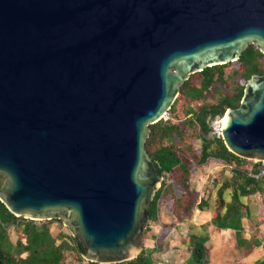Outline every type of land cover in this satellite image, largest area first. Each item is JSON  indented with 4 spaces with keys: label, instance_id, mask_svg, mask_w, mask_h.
<instances>
[{
    "label": "water",
    "instance_id": "obj_1",
    "mask_svg": "<svg viewBox=\"0 0 264 264\" xmlns=\"http://www.w3.org/2000/svg\"><path fill=\"white\" fill-rule=\"evenodd\" d=\"M250 45L264 53V0H0V201L62 220L88 261L136 258L164 180L150 126ZM225 115L226 148L264 161V74Z\"/></svg>",
    "mask_w": 264,
    "mask_h": 264
},
{
    "label": "trees",
    "instance_id": "obj_2",
    "mask_svg": "<svg viewBox=\"0 0 264 264\" xmlns=\"http://www.w3.org/2000/svg\"><path fill=\"white\" fill-rule=\"evenodd\" d=\"M263 59L264 53L255 45H250L237 61L240 66L234 72L228 74L226 69L229 64H226L195 73L181 89V94L190 103L184 119L172 122L179 112V103L176 101L169 111V119L150 126L146 151L155 162L159 174L164 177L152 203L151 221L157 218V205L163 197L169 199L171 205L169 204L168 209L178 222L190 220L197 207L203 211L208 202L196 200L197 192L192 189V178L204 165L224 163L227 167L232 166L233 176L218 191L219 209L213 222L219 228L235 230L240 246L246 243L247 240L242 237L245 229L242 223V198L263 194L264 176L258 179L250 176L251 173H259V164L230 152L222 138H218L216 134L207 139L213 132V120L216 117L223 118L228 109L239 107L245 86H233L229 100L218 106H203L198 110L192 103L207 99L209 93L222 86L229 87L231 82L236 84L241 78L248 81L253 75H263ZM199 139L203 140V144L197 148ZM3 180L0 176V187ZM228 192L231 196L229 199L225 197ZM55 221L61 220L43 221L39 225L38 221L17 217L0 201V264H64L65 253L68 251H77L82 260L84 251L77 239L63 230L53 234L49 223ZM173 227L174 225H169L167 228L171 230ZM13 231L18 234L16 242L11 239ZM148 231L146 230V235L150 233ZM208 241V234H192L187 241L190 258L183 264H213ZM160 246L159 242L152 250L144 248L136 258L120 264H156V252L163 251ZM257 264H264V259Z\"/></svg>",
    "mask_w": 264,
    "mask_h": 264
},
{
    "label": "rangeland",
    "instance_id": "obj_3",
    "mask_svg": "<svg viewBox=\"0 0 264 264\" xmlns=\"http://www.w3.org/2000/svg\"><path fill=\"white\" fill-rule=\"evenodd\" d=\"M262 62L264 68V59L262 60ZM239 66L240 63L237 61L233 63H229V67L226 69V72L230 74L234 72L236 69H238ZM196 80L197 78L194 79V82H196ZM247 82L248 81H246L243 78L239 79L236 84L231 82L229 84V87L222 86L219 90L209 93L207 99L193 102L192 106H194L198 110L203 106H210V105L218 106L221 103L227 102L229 100V98L232 95L233 86L246 87ZM176 101H178L179 103L178 104L179 112H177L178 116H176L178 119L177 118L172 119L173 123H177L182 119H184L185 112L190 106L189 105L190 103H188V101L181 93L176 99ZM221 121L222 118L220 117H216L213 120L212 122L213 132L207 136V139H209L213 134H216L218 132L221 126ZM202 144H203V140L199 139L196 143L197 148H200ZM232 176H233L232 168L227 167L224 163H219V162L217 163L213 162L210 165H206V166L204 165L193 176L191 182H192V189L195 192H197L196 200L199 201L203 199L204 201L208 202V206L203 211L199 210V207L195 208L194 210V214L191 218L192 221H190L189 224H192V226L194 227L192 230L195 233L200 235L208 234L210 239L211 235L213 234L216 235L217 232H222L221 230L225 229V228H219L216 224H214L213 221L216 216V212L219 209L218 191L220 190L222 184L227 179H230ZM225 197L229 199L231 197L230 193L229 192L226 193ZM168 201L169 199L165 197L159 200L157 205V210H158L157 218L153 221L150 220L149 226L147 228V230H149L148 232L150 233L147 234L145 238L149 237L153 233V229L156 226L160 227L158 230L159 232L162 231L163 234L161 235L162 245L159 248L163 249V251H166V249H170L172 247L173 251L169 253V255L165 258L162 253L160 254L156 252V255L154 257L155 263L183 264L184 262L187 261L188 258L184 259V261L183 260L178 261L179 259L178 254L180 253L179 250L181 248L180 245L178 244L179 241L177 239L180 230L182 231L181 229L182 225L178 224L176 217H174L172 215V212L168 209V206L171 205ZM242 202L244 203V206H242L241 209L243 215L242 223L245 228L242 233L243 235L244 234L247 235V239H246L247 243L245 246L240 248V245H238L237 242L231 239L232 238L231 236L225 237V241L227 245L225 249L226 250L228 249V251H230L229 253H232V255L226 260L224 258L219 259L222 263H225L232 258L230 261L233 262L234 264H257L259 261L264 259V225H262L264 223V193L243 197ZM40 222L43 221H38L39 225H41ZM49 225L51 231L54 234L58 233L60 230L70 233L69 229L64 226L62 220L49 223ZM169 225H174V228H178V229H176V231L173 230L172 233H167V231L170 230L169 228H167ZM12 235L14 236V238L18 237L16 231H13ZM156 235L158 237V233H156ZM164 235L167 237V238L165 237L166 239L163 238ZM161 240L159 238V241ZM165 240H167L168 243ZM165 244L167 245L165 246ZM207 245L210 248L213 247L214 249V245L213 243H211V241H208ZM215 245H217L216 246L217 250L223 248V244L219 243V245L218 244ZM241 249L245 250L246 253L242 255L240 259L238 256L236 257V255H238V251ZM75 254L76 257L79 258V254L77 251ZM211 257L213 258V260L215 259L213 256ZM216 260L219 261L217 258Z\"/></svg>",
    "mask_w": 264,
    "mask_h": 264
},
{
    "label": "crops",
    "instance_id": "obj_4",
    "mask_svg": "<svg viewBox=\"0 0 264 264\" xmlns=\"http://www.w3.org/2000/svg\"><path fill=\"white\" fill-rule=\"evenodd\" d=\"M190 221H192V220L190 219L188 221L178 222V224L182 225V228H181L182 231L180 230L179 235H178V238H177L178 241H179L178 244L180 245V248H181L179 250L180 253L178 254V258H179L178 261L179 260L180 261H182V260L184 261V259H186V258L189 259L190 258V253L188 251L187 241L190 239V236L195 233L192 230L194 227L192 226V224H189ZM262 225H264V223ZM159 228L160 227H157L156 226L153 229V233L149 237L145 238V240H144V248L145 249L152 250L153 248H155L159 244V242L162 245L161 235L163 234V232L162 231L159 232V230H158ZM176 229H178V228H174L173 227L170 230L171 232H168V233H172L173 230L176 231ZM221 231L222 232H217L218 235L217 234L216 235L213 234V235L210 236L209 241H211V243H213V245H214V249H213V247H211L213 250L209 247L210 248V259H211V261H212L213 264H234L233 262L230 261L232 258L230 260H228L227 262H225V263H222L219 259L224 258L226 260V259H228L232 255V253H229L230 251H228V249L227 250L225 249L227 247L226 241H225V237H230L231 236L232 237L231 239H233L235 242L238 243L236 231L233 230V229H222ZM156 233H158V237H157ZM54 235H56V234H54ZM165 237L166 236L164 235L163 238L166 239L167 237L166 238ZM242 237L245 240L247 239V235L246 234L243 235V233H242ZM159 238H160L161 241H159ZM11 239H12L13 242H16V239L17 238H14V236L12 235ZM165 241L168 243L167 240H165ZM219 243L220 244H223V248L217 250V248H216L217 245H215V244H218L219 245ZM246 243H247V241H246ZM246 243L243 246H245ZM166 245L167 244H165V246ZM243 246H240V248L243 247ZM172 251H173V249L171 247L170 249H166V251L160 252V254L162 253L164 255V258H165ZM245 253H246V251L241 249V250L238 251V255H236V257L238 256L241 259L242 255H244ZM211 256H213L215 259L213 260V258ZM65 257H66V259H65V263L64 264H84L83 260H81L80 258H77L76 257V254H75L74 251H68V252H66L65 253ZM216 258L219 261H217Z\"/></svg>",
    "mask_w": 264,
    "mask_h": 264
},
{
    "label": "built area",
    "instance_id": "obj_5",
    "mask_svg": "<svg viewBox=\"0 0 264 264\" xmlns=\"http://www.w3.org/2000/svg\"><path fill=\"white\" fill-rule=\"evenodd\" d=\"M169 118H170V115H169V113H167L165 120H167ZM216 135H217L218 138H222L221 128H219V130L216 133ZM255 163L259 164V167H258L259 168V173L258 174L251 173L250 176L258 179L260 176H264V161H256ZM230 168H232V166H230ZM82 259H83L84 264H102V263L91 262V261H88V260H86L84 258H82Z\"/></svg>",
    "mask_w": 264,
    "mask_h": 264
},
{
    "label": "bare ground",
    "instance_id": "obj_6",
    "mask_svg": "<svg viewBox=\"0 0 264 264\" xmlns=\"http://www.w3.org/2000/svg\"><path fill=\"white\" fill-rule=\"evenodd\" d=\"M226 119H227V116L225 115V116L222 118L221 126H220V127H224V126L226 125Z\"/></svg>",
    "mask_w": 264,
    "mask_h": 264
},
{
    "label": "flooded vegetation",
    "instance_id": "obj_7",
    "mask_svg": "<svg viewBox=\"0 0 264 264\" xmlns=\"http://www.w3.org/2000/svg\"><path fill=\"white\" fill-rule=\"evenodd\" d=\"M211 126H212V124H211Z\"/></svg>",
    "mask_w": 264,
    "mask_h": 264
}]
</instances>
